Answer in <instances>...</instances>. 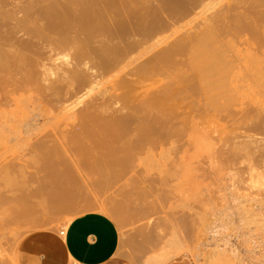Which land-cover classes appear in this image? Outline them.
I'll return each mask as SVG.
<instances>
[{
	"label": "bare ground",
	"instance_id": "6f19581e",
	"mask_svg": "<svg viewBox=\"0 0 264 264\" xmlns=\"http://www.w3.org/2000/svg\"><path fill=\"white\" fill-rule=\"evenodd\" d=\"M11 1L0 0V135L34 128L41 144L59 143L43 156L66 148L100 162L87 170L113 177L128 170L111 166L117 158L150 155L156 136L186 127L197 137L187 145L180 196L187 243L181 227L179 237L173 230V257L184 246L202 264L204 227L216 234L238 222L248 235L263 232L264 0ZM15 101L23 109L12 118ZM226 243L221 254H237Z\"/></svg>",
	"mask_w": 264,
	"mask_h": 264
},
{
	"label": "rangeland",
	"instance_id": "374dc122",
	"mask_svg": "<svg viewBox=\"0 0 264 264\" xmlns=\"http://www.w3.org/2000/svg\"><path fill=\"white\" fill-rule=\"evenodd\" d=\"M25 1L12 0L11 2L20 5ZM19 13L21 12L19 11ZM21 14H19V17ZM24 26L32 27L33 25L28 22L17 30H22ZM25 27L23 30H25ZM159 47L161 48L163 45L158 46L157 49ZM157 49L155 48L154 51ZM145 56L141 59L146 58ZM57 62L59 61H54V64H58ZM15 103H18L17 106ZM14 104L15 106H13ZM14 104L11 105L12 107L9 106V111H7L8 116L12 118L15 117L14 111L17 112L23 109L22 102L15 101ZM32 105L37 106L36 103ZM47 106L49 107V105ZM57 106L59 107L58 104H54L49 108H55V111ZM14 107L17 109L15 110ZM39 107L37 106L36 109H43V107ZM44 120L42 122H45L44 125L47 127L46 119L44 118ZM53 121L55 122V120ZM52 122L49 124L50 127ZM46 127L45 130H47ZM178 128L175 130L177 134L175 131H171V133H174L173 135L170 133L171 136L168 135L170 138L165 137L164 140L161 136L163 141L156 136L150 155L141 153L128 162H123L121 161L123 159L117 158L116 161L118 162L111 166H124L128 170L114 174L113 177H110V174L104 176L87 170L86 166L99 165L100 162H85L77 156L78 154L75 153L74 156L68 150V154H65L63 151L66 148L60 149L57 147L65 155H62L63 153H53L52 155L51 153V155L48 154L49 156H43L44 154L41 152H46L50 148L49 146H59V143L49 141V146L41 144L38 140L39 136L35 137L32 133L34 128L21 129L19 134L14 132L3 133V137L0 135V264H15L16 247L19 241L28 233L52 229L59 231L65 228L73 217L86 211H97L114 220L120 236L119 251L132 264H196L191 254L189 255L184 248L187 239L186 233L182 235L185 230L182 218L185 216L186 208L183 206L184 199L182 202L180 197L184 190L186 154L190 148L189 144L194 142L192 139L195 140L196 136L192 135L193 132L191 133L186 127ZM126 141L125 138H121L118 142L115 141L116 144L113 146L126 143ZM77 145L79 144H74L73 147ZM44 157H46L45 160ZM46 161L51 164L49 165L51 166V173H48L50 167L46 166ZM73 166L79 167L81 170L79 169L80 171L77 173V169ZM46 167L48 168L46 169ZM62 169L66 171L70 169L69 173L71 174H62ZM240 192L247 193L245 190ZM260 194L264 198V187H261ZM181 216L183 217L181 218ZM177 220L180 223L179 226L176 225ZM233 223H228V226H225L227 229L223 228L222 230L220 227L216 228L219 229L218 231L214 229L216 234L212 233L210 228L208 230L204 227L205 234L201 231L197 233L198 235L201 234L202 239L197 238L199 236H197L196 230L194 231L195 236L193 235V237H196L197 241L201 239L200 241L204 247L200 245L201 251L198 250L200 256L203 257V260H201V257L199 258V262L202 261V264H238L241 262V264L244 262L245 264H264V245L260 244H264V240H261L264 239L263 228V232L260 231L261 228H258V231L256 230L258 233L261 232L263 235L261 237L259 236L260 233L257 235L255 230V234L250 232L248 235L249 231H245L243 227H240L241 225L238 222ZM229 226H233V228H229ZM234 227H236L237 232L236 230L234 232ZM176 228H180L182 231L180 237L184 236L182 238L184 241H181L184 246L173 257L169 241L173 234L175 235L173 232H176ZM178 231L176 236L179 234ZM208 234L209 236H206ZM210 234H214V237ZM227 234L229 235L227 236ZM258 238L261 240L260 243ZM196 239L194 238V244L197 242H195ZM248 240H252L253 243L248 242ZM200 241L197 244H200ZM221 242L224 245L227 242V248L229 246L232 249L235 247L234 250L237 244L238 250H235L237 254H221V249L226 247ZM245 242L247 244L245 246L256 243L251 245L252 247L258 243L259 246L256 247L259 248L245 247ZM214 245L216 250L218 248V252L214 251ZM219 245L222 248L217 247ZM260 245L263 247L262 249ZM208 247L211 249L209 250ZM249 249H254V253H249L251 251ZM238 253H240L239 259ZM236 256L237 263L233 260ZM241 258L244 259L238 261Z\"/></svg>",
	"mask_w": 264,
	"mask_h": 264
},
{
	"label": "crops",
	"instance_id": "0c3cea01",
	"mask_svg": "<svg viewBox=\"0 0 264 264\" xmlns=\"http://www.w3.org/2000/svg\"><path fill=\"white\" fill-rule=\"evenodd\" d=\"M63 229V234L52 229L25 235L16 247L15 264H132L119 251V231L111 217L86 211Z\"/></svg>",
	"mask_w": 264,
	"mask_h": 264
},
{
	"label": "built area",
	"instance_id": "2783aa9c",
	"mask_svg": "<svg viewBox=\"0 0 264 264\" xmlns=\"http://www.w3.org/2000/svg\"><path fill=\"white\" fill-rule=\"evenodd\" d=\"M63 233H64V229H60L59 234H63Z\"/></svg>",
	"mask_w": 264,
	"mask_h": 264
}]
</instances>
